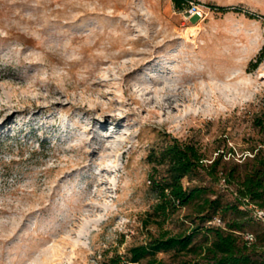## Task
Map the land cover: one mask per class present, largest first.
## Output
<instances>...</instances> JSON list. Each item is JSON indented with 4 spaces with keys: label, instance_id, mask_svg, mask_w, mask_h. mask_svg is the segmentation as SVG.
<instances>
[{
    "label": "rangeland",
    "instance_id": "1",
    "mask_svg": "<svg viewBox=\"0 0 264 264\" xmlns=\"http://www.w3.org/2000/svg\"><path fill=\"white\" fill-rule=\"evenodd\" d=\"M196 4L0 0V264H103L191 232L192 209L151 217L148 157L175 139L210 162L234 152L220 170L237 163L238 184L246 152L264 148V0ZM194 183L234 200L232 186Z\"/></svg>",
    "mask_w": 264,
    "mask_h": 264
},
{
    "label": "trees",
    "instance_id": "2",
    "mask_svg": "<svg viewBox=\"0 0 264 264\" xmlns=\"http://www.w3.org/2000/svg\"><path fill=\"white\" fill-rule=\"evenodd\" d=\"M172 2L175 9L181 12L197 5V0ZM219 11L243 13L250 19L261 18L239 8L223 7ZM263 60L264 48L254 67ZM259 123L264 132V123ZM218 153L210 162L197 144L177 139L160 152L151 153L148 158L155 169L151 187L157 199L151 217L155 218L156 223L165 222L182 209H192L187 217L191 220L192 230L186 234L162 232L159 236L153 235L148 244L133 247L125 257L117 255L103 264H143L144 261L147 264H166L159 261L157 255L170 252L191 257L183 264H264V224L256 220L247 208L249 201L264 209V148L253 149V157L244 156L243 161L247 160L246 169L238 184H235V180L240 166L234 163V167L226 174L220 170V166L227 154L224 150ZM229 155L234 157V152ZM159 168L164 169L163 174ZM203 175L220 185L225 178V187L235 188L232 195L234 200L225 203L222 196L210 197L213 192L208 186L194 183ZM247 215L249 219H246ZM217 218L222 219L224 226L210 225ZM248 227L254 229L256 235L244 232ZM246 233L254 235L252 243L244 239ZM199 236L202 240L197 243Z\"/></svg>",
    "mask_w": 264,
    "mask_h": 264
},
{
    "label": "built area",
    "instance_id": "3",
    "mask_svg": "<svg viewBox=\"0 0 264 264\" xmlns=\"http://www.w3.org/2000/svg\"><path fill=\"white\" fill-rule=\"evenodd\" d=\"M193 9H194V8H193ZM217 155H219V153H216L214 157H217ZM247 155H249V156H251V157L254 156V154H252L251 152H246L245 156H247ZM225 158H226V159H230V155H229V157L226 156ZM226 183H227V182H226V179L223 178V179H222V184H223V185H226ZM248 203H249V204H248L247 208H248V210L250 211L251 215H252L256 220H258L259 222H261V223L264 224V209L260 208L259 206L255 205V204H253V203H250L249 201H248ZM210 225H214V226H224V223H223L222 219L217 218V219H215L213 222H211ZM244 239H245L247 242L252 243V242L255 240V237H254V235L251 234V233H246V234H244Z\"/></svg>",
    "mask_w": 264,
    "mask_h": 264
},
{
    "label": "bare ground",
    "instance_id": "4",
    "mask_svg": "<svg viewBox=\"0 0 264 264\" xmlns=\"http://www.w3.org/2000/svg\"><path fill=\"white\" fill-rule=\"evenodd\" d=\"M225 92V91H224ZM224 96V95H223ZM188 114V113H187Z\"/></svg>",
    "mask_w": 264,
    "mask_h": 264
}]
</instances>
